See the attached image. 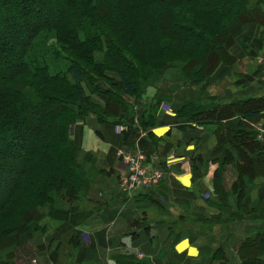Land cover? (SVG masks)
I'll use <instances>...</instances> for the list:
<instances>
[{
  "label": "trees",
  "instance_id": "trees-1",
  "mask_svg": "<svg viewBox=\"0 0 264 264\" xmlns=\"http://www.w3.org/2000/svg\"><path fill=\"white\" fill-rule=\"evenodd\" d=\"M15 1L23 4L1 16L0 29V264L27 257L46 219L79 218L73 204L90 181L70 137L77 120L92 113L102 123L116 110L128 114V100L134 104L164 76L200 83L232 61L235 21L264 23L257 0H49L43 13L45 0ZM36 11L42 20L27 24L25 16ZM263 113L264 98H257L193 114L212 122L238 114L246 121L226 132L231 144L250 152L247 182L264 176V144L249 125ZM140 121L146 130L148 121ZM234 189L235 210L247 212L248 201L241 203L242 191ZM229 195L220 194L225 205ZM258 229L238 245L241 264H264V225Z\"/></svg>",
  "mask_w": 264,
  "mask_h": 264
},
{
  "label": "crops",
  "instance_id": "crops-1",
  "mask_svg": "<svg viewBox=\"0 0 264 264\" xmlns=\"http://www.w3.org/2000/svg\"><path fill=\"white\" fill-rule=\"evenodd\" d=\"M257 1L264 14V0ZM229 33L232 61L197 85L163 77L134 104L128 100V114L116 110L101 123L90 113L73 124L78 161L88 174L93 170L86 193L73 204L79 218L46 219L44 231L28 242L30 254L16 264H241L239 243L264 223V176L247 182L250 152L229 142L226 130L246 122L238 114L219 122L193 117L264 98V23L235 21ZM140 118L148 121L146 130ZM249 125L264 144V113ZM136 150L164 176L127 195L119 184L126 173L122 154ZM234 188L242 191L241 203L248 201L245 213L235 210ZM223 193L230 194L227 205Z\"/></svg>",
  "mask_w": 264,
  "mask_h": 264
},
{
  "label": "built area",
  "instance_id": "built-area-1",
  "mask_svg": "<svg viewBox=\"0 0 264 264\" xmlns=\"http://www.w3.org/2000/svg\"><path fill=\"white\" fill-rule=\"evenodd\" d=\"M259 62L264 67V59H259ZM122 157L126 164V173L119 181L123 193L131 195L140 189L156 186L162 180L164 170L149 166L142 152L137 150L135 153L122 154Z\"/></svg>",
  "mask_w": 264,
  "mask_h": 264
},
{
  "label": "rangeland",
  "instance_id": "rangeland-1",
  "mask_svg": "<svg viewBox=\"0 0 264 264\" xmlns=\"http://www.w3.org/2000/svg\"><path fill=\"white\" fill-rule=\"evenodd\" d=\"M46 2H45V4H44V7H43V9H45V10H43L42 11V13L43 12H47L50 8H51V6H50V4L48 3V1L49 0H45ZM156 1H159V0H156ZM14 2V3H13ZM13 2H12V4H7V5H1V2H0V12H1V14H0V29L1 28H3V26H4V24H3V20L1 19V16H7V14L8 15H11V16H13L15 13V9H13L14 7H17V5H22L23 3L22 2H19V1H15V0H13ZM156 3V2H155ZM154 3V4H155ZM25 5V4H24ZM9 6V7H8ZM5 7V8H4ZM40 13L41 12H39V11H36V12H30V14L28 15V16H25L26 17V20H27V24H29V25H31V24H33V23H35L36 21H41L42 20V18H41V15H40ZM41 19V20H40ZM31 23V24H30ZM26 26V25H25ZM230 28V27H229ZM18 31H24V28H19V30ZM4 33V35H5V40H8V41H13L14 42V40L13 39H15L14 37H12L11 35H10V33H8V32H5V31H3ZM229 35H230V33H229ZM230 37H231V35H230ZM232 38V37H231ZM232 44H233V40H232ZM230 48H228V50H229ZM172 69V68H171ZM168 73H170V75H177V73H175V71L174 70H169L168 71ZM165 78H167L168 76H164ZM163 78V77H162ZM169 79L171 80V78L169 77ZM169 79H167V80H169ZM165 80V79H164ZM197 85V84H196ZM15 145L16 146H13V147H16V148H18V145H20V140H17L16 141V143H15ZM22 150H25V149H22ZM138 151H140V152H142L141 150H138ZM25 152V151H24ZM21 154H23V151L22 152H20ZM143 153V152H142ZM144 154V153H143ZM145 155V154H144ZM145 157H146V155H145ZM147 158V157H146ZM146 163H147V159H146ZM92 173H93V170L88 174V179H89V176L90 175H92ZM4 177H7V175H4ZM11 179V178H10ZM120 181V180H119ZM4 183L5 182H3V185H2V187L0 188V192H1V190L3 189V186H5L4 185ZM9 184H10V182H9ZM264 225V223H262V226ZM261 226V225H260ZM12 262L10 263V264H16V260H15V257H13L12 258ZM15 262V263H14ZM1 264H6V263H1ZM9 264V263H8Z\"/></svg>",
  "mask_w": 264,
  "mask_h": 264
}]
</instances>
